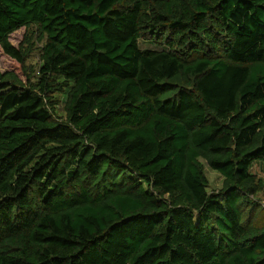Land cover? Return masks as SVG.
Segmentation results:
<instances>
[{"label":"trees","instance_id":"obj_1","mask_svg":"<svg viewBox=\"0 0 264 264\" xmlns=\"http://www.w3.org/2000/svg\"><path fill=\"white\" fill-rule=\"evenodd\" d=\"M0 52V264H264V0H0Z\"/></svg>","mask_w":264,"mask_h":264},{"label":"rangeland","instance_id":"obj_2","mask_svg":"<svg viewBox=\"0 0 264 264\" xmlns=\"http://www.w3.org/2000/svg\"><path fill=\"white\" fill-rule=\"evenodd\" d=\"M31 30H29L30 32ZM24 28H20L16 31H14L10 35V41L13 45L17 46L24 37ZM139 44L141 47H152V44L148 41H139ZM41 45V42H37L35 44L34 50L31 52L29 57L26 60L27 65H34L36 68L40 64L39 60V46ZM16 63L7 57L6 55L2 54L0 52V70H15L16 69ZM57 104L55 111L57 115L59 116H65L64 112V102H65V94L63 93H56L54 95ZM199 161L202 164V169L203 172L208 180V185L206 187L207 191H215L220 189L221 184H222V179L223 177L215 170L211 169L208 164L203 160L199 159ZM250 171L256 176L257 179L261 181L263 184V190L260 192L256 193L254 196V200L256 202V206L253 209L252 212V220L260 225H264V162H254L250 168Z\"/></svg>","mask_w":264,"mask_h":264}]
</instances>
